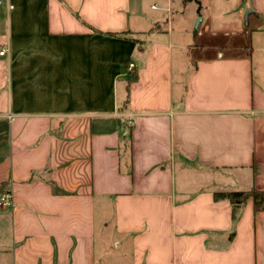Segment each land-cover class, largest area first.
I'll return each mask as SVG.
<instances>
[{
	"label": "crops",
	"instance_id": "0c3cea01",
	"mask_svg": "<svg viewBox=\"0 0 264 264\" xmlns=\"http://www.w3.org/2000/svg\"><path fill=\"white\" fill-rule=\"evenodd\" d=\"M11 3L0 264H264V0Z\"/></svg>",
	"mask_w": 264,
	"mask_h": 264
},
{
	"label": "trees",
	"instance_id": "16d2710c",
	"mask_svg": "<svg viewBox=\"0 0 264 264\" xmlns=\"http://www.w3.org/2000/svg\"><path fill=\"white\" fill-rule=\"evenodd\" d=\"M195 1L199 3V0H195ZM219 196L228 198L230 202L236 207L245 203L249 199H253L256 211L257 212L264 211V191L253 189L248 192H234V193H229V194H219L218 197Z\"/></svg>",
	"mask_w": 264,
	"mask_h": 264
},
{
	"label": "built area",
	"instance_id": "2783aa9c",
	"mask_svg": "<svg viewBox=\"0 0 264 264\" xmlns=\"http://www.w3.org/2000/svg\"><path fill=\"white\" fill-rule=\"evenodd\" d=\"M6 6L9 10H13L14 6L11 3V0H0V7ZM4 51L0 54L4 55ZM136 68L134 63L129 64L128 71H133ZM14 206V199L11 192L3 193L0 196V208H12Z\"/></svg>",
	"mask_w": 264,
	"mask_h": 264
},
{
	"label": "water",
	"instance_id": "95a60500",
	"mask_svg": "<svg viewBox=\"0 0 264 264\" xmlns=\"http://www.w3.org/2000/svg\"><path fill=\"white\" fill-rule=\"evenodd\" d=\"M250 13H251V11H248V12H247V15L250 14Z\"/></svg>",
	"mask_w": 264,
	"mask_h": 264
}]
</instances>
